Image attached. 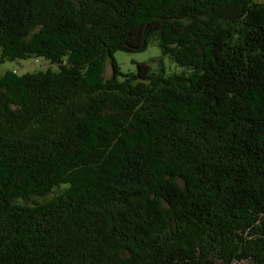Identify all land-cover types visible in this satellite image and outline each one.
I'll return each instance as SVG.
<instances>
[{"label":"trees","instance_id":"1","mask_svg":"<svg viewBox=\"0 0 264 264\" xmlns=\"http://www.w3.org/2000/svg\"><path fill=\"white\" fill-rule=\"evenodd\" d=\"M150 43L181 70L120 71ZM26 58L0 74V264H264V3L0 0V64Z\"/></svg>","mask_w":264,"mask_h":264},{"label":"rangeland","instance_id":"2","mask_svg":"<svg viewBox=\"0 0 264 264\" xmlns=\"http://www.w3.org/2000/svg\"><path fill=\"white\" fill-rule=\"evenodd\" d=\"M254 1L264 3V0ZM113 58L121 72L135 71V65L138 62H146L152 69L158 65H162L165 73H177L181 70V67L174 64L167 56L162 55L159 48L152 43L148 44L147 47L140 52L116 51L113 53ZM7 69H15L17 74H21L25 71L39 69V66L34 58L15 59L7 60L0 64V74ZM104 74L105 76L110 74L108 63L104 66Z\"/></svg>","mask_w":264,"mask_h":264}]
</instances>
